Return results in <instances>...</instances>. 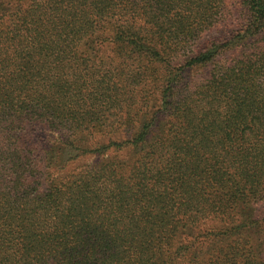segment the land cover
<instances>
[{"label": "trees", "instance_id": "trees-1", "mask_svg": "<svg viewBox=\"0 0 264 264\" xmlns=\"http://www.w3.org/2000/svg\"><path fill=\"white\" fill-rule=\"evenodd\" d=\"M0 264H264V0H0Z\"/></svg>", "mask_w": 264, "mask_h": 264}, {"label": "rangeland", "instance_id": "rangeland-1", "mask_svg": "<svg viewBox=\"0 0 264 264\" xmlns=\"http://www.w3.org/2000/svg\"><path fill=\"white\" fill-rule=\"evenodd\" d=\"M227 28V27H226ZM228 29V28H227ZM225 27H218V28H216V29H214V31L212 32L213 33V35H215L216 33H220V32H222V31H224L225 32ZM203 71H204V69L202 70V72H201V70H197L196 71V75H198V76H200V75H203V77L206 75H204L203 74Z\"/></svg>", "mask_w": 264, "mask_h": 264}]
</instances>
